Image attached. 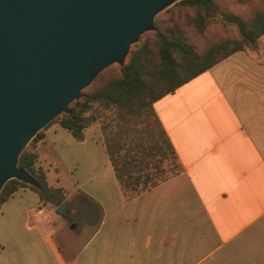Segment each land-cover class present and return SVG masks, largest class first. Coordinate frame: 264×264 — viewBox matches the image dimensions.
<instances>
[{
  "label": "crops",
  "instance_id": "crops-1",
  "mask_svg": "<svg viewBox=\"0 0 264 264\" xmlns=\"http://www.w3.org/2000/svg\"><path fill=\"white\" fill-rule=\"evenodd\" d=\"M249 47L153 104L183 171L134 197L99 124L82 140L46 127L48 187L72 193L52 206L23 187L2 204L0 264H264V34Z\"/></svg>",
  "mask_w": 264,
  "mask_h": 264
},
{
  "label": "water",
  "instance_id": "water-1",
  "mask_svg": "<svg viewBox=\"0 0 264 264\" xmlns=\"http://www.w3.org/2000/svg\"><path fill=\"white\" fill-rule=\"evenodd\" d=\"M180 1L0 0V193L12 179L43 187L19 167L23 151Z\"/></svg>",
  "mask_w": 264,
  "mask_h": 264
},
{
  "label": "trees",
  "instance_id": "trees-1",
  "mask_svg": "<svg viewBox=\"0 0 264 264\" xmlns=\"http://www.w3.org/2000/svg\"><path fill=\"white\" fill-rule=\"evenodd\" d=\"M222 0H182L178 12L169 10L157 20L154 41L134 45L127 63L118 73L101 74L70 105L71 114H61L59 123L78 140L90 124H99L106 152L119 185L127 198L139 195L182 173L183 167L172 143L154 112L153 104L205 72L231 54L255 46L264 34V0L249 16L225 12L223 20L237 29L238 38H225L197 48L185 28L203 35L220 14ZM48 125V126H49ZM47 126V127H48ZM40 131L23 151L19 167L28 170L47 187L37 144ZM29 187L44 202L53 201L47 188L9 180L0 193V207L20 188ZM54 202V201H53ZM59 204V203H58Z\"/></svg>",
  "mask_w": 264,
  "mask_h": 264
},
{
  "label": "rangeland",
  "instance_id": "rangeland-1",
  "mask_svg": "<svg viewBox=\"0 0 264 264\" xmlns=\"http://www.w3.org/2000/svg\"><path fill=\"white\" fill-rule=\"evenodd\" d=\"M176 4L170 6L165 11H163L159 15H157V17L155 19L156 30H157V20L158 19H166V18H168L169 15L167 14V12L169 10H171V9L174 10L175 12H178L177 9H176V7H174ZM262 4L263 3H262L261 0H222L221 1V7H220V14L217 15L216 18H214L213 22L210 24L209 28L205 31V33L203 35L196 34L195 31H194V29L192 27H186L185 28V31H186L187 35L190 37L191 42L198 49L199 48H203V47H205V46H207L209 44H212L215 41L222 40V39H225V38H238V34H237L236 27L233 26V25L227 24L223 20V18H222L221 15L223 13H225V12H232V13L241 14V15L247 17V16L251 15V13H253L254 10L260 8L262 6ZM156 30L155 31H149V32L144 33L140 37L139 41L136 44H134V45H142L145 42L148 43V42L154 41V33L156 32ZM133 46L131 47V49H133ZM249 48H250L249 46L246 47V49H249ZM128 58H127V61H128ZM121 68L122 67L119 64H113V65L109 66L107 69H105L103 72H101L100 75L101 74L111 75V74H114L115 72L118 73V71ZM88 88H86V89H88ZM86 89H84V90H86ZM30 143H29V145H30ZM41 166L43 167V169H44V171L46 173V178H48V176H47V174H48L47 173L48 165H41ZM42 185H43V188L45 187V188H47V190L50 189L48 187V182H47V187L44 186L43 183H42ZM56 190L59 191L58 193L60 195L57 194L54 189H50L49 190V191H51L54 194L55 198L57 199V202H56V200L54 198H53V201L54 202L53 201H50L49 202L52 206H56L57 203H59L62 199H65V197H66L67 194L72 193V188L71 187H66V186H65L64 189L57 188ZM68 204H69V211H70V213H73V210H72V206L70 204V201H68Z\"/></svg>",
  "mask_w": 264,
  "mask_h": 264
}]
</instances>
